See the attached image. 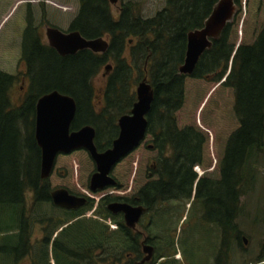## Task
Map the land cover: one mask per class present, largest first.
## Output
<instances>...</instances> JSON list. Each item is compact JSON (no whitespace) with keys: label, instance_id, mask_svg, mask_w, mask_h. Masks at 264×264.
Wrapping results in <instances>:
<instances>
[{"label":"trees","instance_id":"obj_1","mask_svg":"<svg viewBox=\"0 0 264 264\" xmlns=\"http://www.w3.org/2000/svg\"><path fill=\"white\" fill-rule=\"evenodd\" d=\"M218 1L166 0L164 6L147 19L127 4L115 19L108 0H78L79 10L73 28L87 39L108 36L111 40L107 52L96 55L82 51L72 59L47 62L43 58L34 63L40 65L41 72L30 79L32 93L17 107L11 104L9 97L15 78L0 71V264H18L30 258L32 264H51L50 251L54 264H122L127 252L139 253L142 242L137 233L124 225L120 215H112L107 210L111 202L143 206L146 212H151L149 226L144 229L139 225L145 231V244L154 251L150 264H178L173 258L176 250L172 241L164 240L157 233L159 222L168 217V211L157 213V207L170 201L190 200L192 194L203 211L200 221L213 226L210 233L216 241L211 247V264H234L237 255L241 260L239 264H264V238L256 250L246 252L240 232V222L248 218L242 207L245 208L253 196L259 202L264 199V179L258 174L261 163L264 171V0H249V18L242 39L239 26L245 0H234L236 15L200 56L192 74L179 73L188 33L203 26ZM128 39L133 43L128 44ZM124 51L130 55L125 57ZM110 60L114 62V71L108 76L104 91L105 106L97 113L92 104V81ZM145 74L154 94L147 114L145 137L134 151L145 143V147L151 144L152 148L146 149L156 153L155 166L145 172L144 181L134 187L130 196L111 194L99 201L94 213L113 222L116 229L112 231L98 221L95 226L76 222L52 240L57 225L62 227L74 216L92 209L94 202L87 197L85 209H59L65 220L62 218L56 223L53 218H44L42 241L31 246L33 215L41 214V207L49 204L53 212L58 209L51 203L53 189L49 181L57 158L78 152L87 155L93 163V170L87 177L88 190L89 177L95 171L89 153L77 149L69 154H58L49 178H41L40 150L34 140L37 98L54 90L72 97L76 114L71 130L85 125L94 127L95 146L101 152L111 146L116 135L113 130L114 135L103 138V130L106 125H113L118 115L128 112L134 100L130 86ZM188 79L219 84L231 93L229 115L236 121V128L224 137L216 166L217 178L199 175L195 170H205L209 166L206 165V133L194 123L180 124L179 112L187 99ZM119 93L128 98L127 105L120 103ZM126 158L112 168L111 177L116 184L106 189H127V183H121L114 175ZM29 193L33 205L27 209L26 194ZM244 196L249 197L243 206ZM255 215L251 214V218H255H250L251 223L254 224V220L264 223V206L258 208ZM41 222L43 219L39 220ZM160 258L165 260L157 263Z\"/></svg>","mask_w":264,"mask_h":264},{"label":"rangeland","instance_id":"obj_2","mask_svg":"<svg viewBox=\"0 0 264 264\" xmlns=\"http://www.w3.org/2000/svg\"><path fill=\"white\" fill-rule=\"evenodd\" d=\"M165 1L166 0H117L116 4L108 3L109 9L115 19H118L121 9L127 4L131 5L133 11L137 13L140 12V16L143 19H147L151 18L160 10L164 6ZM25 2L29 3L31 12L35 14L33 25L39 26L40 31H44L43 27L38 25L42 9L46 10L47 13H51L52 11H55L56 14L59 13L56 24L62 28L67 27L66 25L76 16L78 10V0H0V71L7 74L14 73L17 65V55L19 54L22 32L27 26ZM250 5L249 0H245L242 6L239 26L240 39H242L244 35L245 26L249 18L248 12ZM56 9L59 12H57ZM102 38L104 39L105 36ZM128 55H130V52L124 51V56L127 57ZM124 56L123 58H125ZM109 62L113 63L112 60ZM109 62L107 64H109ZM103 68L99 75L92 81L94 88L92 104L95 109L94 111L97 113L102 110L99 97L105 86V79L101 77ZM22 80L23 78H15L13 88L9 93L11 104L14 107L17 105L19 106L24 101L27 96V89L31 84L30 79H24V85H22ZM21 86L24 87V91L20 90ZM136 86L137 83L134 81L130 86L131 93L135 92ZM187 87V99L179 112L180 124H182V122L189 125L194 123L200 130L206 133L208 137L206 144V165L209 166L205 170L200 168H195V170L198 171L199 174L204 172L205 175L211 179L217 178L218 171L216 166L222 154L221 148L224 143V137H226L231 130L236 128V121L229 115L232 106L231 93L229 90L223 89L219 84H209L204 81L193 79H188ZM201 108L203 111L200 110ZM108 133L107 130L104 131L103 138L109 137ZM145 145L146 143L127 156V158L122 161L119 168L114 172V175L116 174V176H118L117 179L121 183H127V189L125 191H115L109 188L101 193L94 194L96 192L88 190V187H86L87 177L93 170V163L90 162L85 153L78 152L71 156L57 158L55 171L49 179L52 189L64 188L74 194L86 196L90 201L94 202L92 209H87L84 212L88 221L85 222V220L81 219L76 222H84L86 224L94 222L96 225V221H98L108 226L109 229L113 231V222L96 215L94 210L99 205L101 198L110 194L130 196L140 182L142 180L144 181V174L155 163L154 160L156 157V153L146 149ZM261 171H263V169H261ZM261 171H258V174H261V177L264 179V171ZM149 173L150 172H148V174ZM249 196H251V194ZM249 196H244L241 199V204L243 206L246 204ZM26 205L27 209H30L33 205L31 193L26 194ZM263 206L264 199L259 202L257 197L253 196L249 199L248 205L245 208L242 207L244 212L247 211L245 216L248 217H244L245 219L240 222V228L242 226V231H240L242 233L241 237L247 241L245 245L246 252L250 249L256 250L258 244L264 238V223L259 224L254 220L253 224L250 221L251 219H255L251 218V214L255 215L257 209ZM50 207L51 204L43 206L41 207V214H38V216L33 215L35 220L30 225L31 246H36L38 242L42 241L43 233L41 228L45 227L46 224L44 223V218H46V220L53 218L56 223L59 219L63 218V220H65L66 218L64 217V213L59 210L60 208L55 209L53 212L50 210ZM85 208L86 206L81 209ZM163 211H168V217L159 222V226L157 225V233H159L164 240L172 241L171 244H174L176 250L173 258L177 259V263L211 264L213 254L211 247L216 241L212 233H210L211 227L213 228V226H209L208 223H202L200 221L203 211L200 209L199 202L194 200L193 194L190 200L170 201L160 204V206L157 207V213ZM28 213L30 214L31 211H28ZM150 213L151 212H146L144 213L145 215L143 214L144 216L142 215L141 225L144 229L150 224ZM248 213H251L250 216L247 215ZM37 217H39V219H37ZM40 219H43V223H39ZM101 219L105 221H101ZM76 222L69 220L62 227H60L61 225H57L52 240L56 239L63 229ZM163 234H165V236ZM235 252L238 254L237 251ZM49 253L52 259L51 264H54L52 252L50 251ZM21 262L27 263L28 259ZM240 262L241 260L237 255L233 259V263L239 264ZM170 263L171 262L167 264ZM93 264L96 263L93 262Z\"/></svg>","mask_w":264,"mask_h":264},{"label":"water","instance_id":"obj_3","mask_svg":"<svg viewBox=\"0 0 264 264\" xmlns=\"http://www.w3.org/2000/svg\"><path fill=\"white\" fill-rule=\"evenodd\" d=\"M108 1L110 4L117 2V0ZM236 10L234 0H219L203 26L188 33L184 62L179 68L180 74H192L200 56L211 47L212 40L220 36L222 30L235 16ZM46 37L50 46L61 56L82 50L102 54L108 48L105 39L99 37L87 40L76 32L63 34L56 29H47ZM110 70L111 66L106 65L104 74H108ZM152 100L153 90L144 79L137 85L136 102L130 114L123 115L118 120L117 138L112 141L110 148L99 152L95 146L96 135L93 127L86 125L75 131L70 130L76 112V104L72 97L52 91L38 98L35 106L34 140L40 150L41 178H49L58 154L84 149L95 164V172L90 177L89 190L103 191L115 185L111 170L143 141L147 129L146 115ZM50 197L55 207L69 211H75L87 203L86 196L71 194L64 188L53 190ZM107 210L112 215L121 214L124 225L134 231H138V223L146 212L143 206H133L125 202H111L107 205ZM142 235V250L146 256L140 264L148 262L153 255V248L144 244L145 233ZM243 242L246 244V239L243 238Z\"/></svg>","mask_w":264,"mask_h":264},{"label":"flooded vegetation","instance_id":"obj_4","mask_svg":"<svg viewBox=\"0 0 264 264\" xmlns=\"http://www.w3.org/2000/svg\"><path fill=\"white\" fill-rule=\"evenodd\" d=\"M23 1V0H22ZM23 3V2H22ZM25 8H26V23H27V26L26 28H24L23 32H22V37H21V43L19 45V54L17 55V65H16V68L14 70V73L13 74H9L10 76L14 77V78H23L22 80V85H24V79H32L34 78L37 74H39L41 72L40 70V65L39 64H34L38 61H41V59H47L46 61L47 62H50L51 60L55 62V60L57 61H64L66 58L68 59H72V57H76L79 53H81L82 51H89V50H82V51H78L76 52L75 54H69V55H65V56H61L58 54V52L50 46L49 44V40L47 39L46 37V32H47V29H56L60 32H62L63 34H70V33H79L80 36L81 33L78 31V30H75V28H73L72 26V23L74 22V20L76 19L77 17V14L74 18H72V20H70V22L66 25L67 27L65 28H62L60 27L59 25L56 24V21L58 20V17H59V13H55V11H50L51 13H47L46 10H43L42 9V13H41V17H40V22L38 25L42 26L44 31H40V28L39 26L37 25H33L34 24V17H35V14H33L34 12H31L30 10V7H29V3H26L25 2ZM47 9V8H46ZM51 9V8H49ZM61 9V8H59ZM52 10V9H51ZM57 10V9H56ZM78 10H79V6H78ZM78 10H77V13H78ZM57 12H59L57 10ZM83 37V36H82ZM84 38V37H83ZM102 38V37H101ZM87 39V38H85ZM96 39V38H95ZM107 43H108V47H109V43H110V38L108 36H105L104 38ZM87 40H91V39H87ZM128 44H132L133 41L132 39H128ZM108 50V48H107ZM106 50V52H107ZM91 52V51H90ZM93 53V52H92ZM93 54H96L98 55V53H93ZM104 54V53H102ZM44 56H49L48 58L47 57H44ZM129 56V55H128ZM107 65H110L111 66V70L109 71L108 74H104V68H103V71H102V74H101V77L103 79H105V86L103 88V92L100 93L101 96L99 97L100 99V105H101V108H104L105 106V98H104V91H105V88L107 87V84H108V76L113 73L114 71V62L113 63H110L107 64ZM144 71H145V68H144ZM144 79H146L147 83L148 82V78L146 76V74L138 81H136L137 85L143 81ZM31 81V80H30ZM151 86V85H150ZM137 88V86H136ZM152 88V87H151ZM20 90L24 91V87L21 86L20 87ZM153 90V89H152ZM56 91V90H54ZM52 92V91H50ZM48 92V93H50ZM32 93V87H31V84L29 86V88L27 89V96L25 97V99L29 96V94ZM47 94V93H45ZM43 94V95H45ZM123 94H126L125 92H123ZM120 93L118 95L119 97V101L120 103L124 105H127L128 104V98ZM154 94V93H153ZM41 95V96H43ZM41 96H39L38 98H40ZM133 97H134V100H133V103L131 104V107L130 109L128 110L127 113H124V114H120L118 115L117 119L114 121V124L111 125L110 127L106 125V128L103 130L102 132V136L104 137V131H108V135L111 136V135H114L113 134V130H116V135H115V138L113 140H115L119 134V127H118V120L121 116L123 115H129L130 114V111L132 109V106L133 104L136 102V89H135V92L133 93ZM37 98V100H38ZM24 99V100H25ZM36 100V101H37ZM153 101V100H152ZM24 102V101H23ZM22 102V103H23ZM21 103V104H22ZM20 104V105H21ZM114 104L116 105H119V102H114ZM19 105V106H20ZM18 106V105H17ZM16 106V107H17ZM36 106V105H35ZM114 110V109H113ZM109 113H112V111H110V108H109ZM76 114V112H75ZM148 114V113H147ZM146 120H147V115H146ZM86 126V125H85ZM90 126V125H89ZM34 127H35V118H34ZM83 127V126H82ZM92 127V126H91ZM81 128V127H80ZM94 128V127H93ZM110 128V129H108ZM79 129V128H78ZM77 129V130H78ZM71 130V128H70ZM71 131H75V130H71ZM95 135H96V130H95ZM96 137V136H95ZM112 140V141H113ZM111 147V146H110ZM109 147V148H110ZM146 147H148L149 149L152 148V145L151 144H148ZM75 151V150H73ZM134 151V150H133ZM132 151V152H133ZM72 152V151H71ZM100 152V151H99ZM131 152V153H132ZM70 153V152H69ZM68 153V154H69ZM130 153V154H131ZM128 156V155H127ZM56 159V158H55ZM155 166V163L151 166V167H154ZM262 166L263 164L261 163V169H262ZM95 172V171H94ZM93 172V173H94ZM92 173V174H93ZM91 174V175H92ZM202 174H205L204 172L203 173H200L199 175H202ZM90 175V177H91ZM149 176L151 175V173L148 174ZM90 177H89V182H90ZM106 189V188H105ZM111 195V194H110ZM88 203V202H87ZM86 203V204H87ZM126 203V202H125ZM129 204V203H128ZM131 205V204H130ZM133 206H138V205H133ZM85 207V206H83ZM81 207V208H83ZM81 208L75 210V211H78V210H81ZM65 211H69V210H65ZM71 211V210H70ZM117 215H120L121 216V219L123 220L122 218V215L121 214H117ZM143 217V216H142ZM141 217V218H142ZM255 218H257V215H255ZM85 220L88 221L86 215L84 214H81V215H77V216H74V218L70 219L72 222H76L78 220ZM74 220V221H73ZM96 220V219H95ZM101 221H105V220H102ZM110 221V220H109ZM141 221V219H140ZM139 221L138 223V226L141 224ZM93 224V225H91ZM91 226H95V223L94 222H91ZM72 225V224H71ZM140 229H138V231H134V230H131L133 233H137L140 237H141V242H142V238H143V233H145L144 229L139 226ZM142 228V229H141ZM116 229V226L115 224L113 223V230ZM146 243V242H145ZM144 243V244H145ZM142 243H141V247H140V250H139V253H133V252H127L124 256H123V261H122V264H130L131 261L134 262V264H140V262L145 258V254L143 253V250H142ZM91 250H95V247H91L90 248ZM95 255H96V252H95ZM175 255V254H174ZM174 257V256H173ZM97 258V256H96ZM153 259H154V251H153V255L151 256L150 260L148 262H145L144 264H150V263H153ZM165 259L164 258H160L157 260V263L161 262V261H164ZM18 264H32V261H30V259H28V262L27 263H18Z\"/></svg>","mask_w":264,"mask_h":264}]
</instances>
